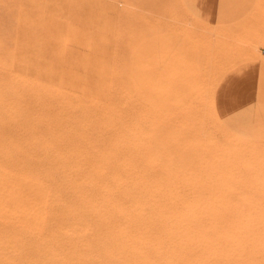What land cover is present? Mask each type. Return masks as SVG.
I'll return each instance as SVG.
<instances>
[{
	"label": "bare ground",
	"instance_id": "obj_1",
	"mask_svg": "<svg viewBox=\"0 0 264 264\" xmlns=\"http://www.w3.org/2000/svg\"><path fill=\"white\" fill-rule=\"evenodd\" d=\"M175 2L196 24L188 30L173 20L172 31L215 35L214 55L223 59L165 49L156 61L157 115L121 118L104 134H84V146H55L58 129L33 135L46 159L38 164L21 161L17 146L0 150V264H264V142L229 132L214 108L220 76L263 53L253 39L264 42V11L241 40L244 24H206ZM210 123L221 135L214 147ZM157 131L173 175L166 183L157 179Z\"/></svg>",
	"mask_w": 264,
	"mask_h": 264
},
{
	"label": "rangeland",
	"instance_id": "obj_2",
	"mask_svg": "<svg viewBox=\"0 0 264 264\" xmlns=\"http://www.w3.org/2000/svg\"><path fill=\"white\" fill-rule=\"evenodd\" d=\"M113 2L0 0V150L17 146L22 152L21 161L38 164L46 159L42 158L38 145L32 141L33 135L43 133L42 136H47L48 130L58 129L61 136L55 146H84L87 145L84 134H88V138L97 137L99 132L104 134L108 126L116 128L121 118L149 111L147 115H157V100H154L157 99L156 61L163 58L166 50L189 51L204 60L223 59L214 55L221 49V42L215 35L184 38L172 31L173 20L188 30L196 24L193 18L180 10L175 0H157V4L148 0H128L124 5L130 8L131 11L125 8L129 13L123 10L124 5ZM263 11L264 0H254L251 8L235 22L213 25L228 28L244 24L240 39L246 40ZM251 15L254 18L249 22ZM200 26L205 30L213 29L209 25ZM154 37L164 45L157 43ZM253 40L260 54L263 53L248 60L264 62V42ZM142 74L145 77L141 78ZM210 125L209 142L214 145L221 135L215 128L212 131ZM160 136V141L157 138L158 150L165 144ZM240 137L264 142V137ZM98 143H102L101 139ZM33 148L38 157L29 153ZM162 156L165 159L162 154L158 156L157 163L166 161ZM14 160L10 158L8 161ZM75 160L73 156L68 158L70 162ZM161 164L157 166V170L162 168L157 171V179L160 177L166 183L173 175L166 173L165 162ZM161 170L163 176H160ZM163 187L166 186L162 183Z\"/></svg>",
	"mask_w": 264,
	"mask_h": 264
},
{
	"label": "crops",
	"instance_id": "obj_3",
	"mask_svg": "<svg viewBox=\"0 0 264 264\" xmlns=\"http://www.w3.org/2000/svg\"><path fill=\"white\" fill-rule=\"evenodd\" d=\"M182 2L203 23L228 24L241 18L254 0ZM215 88L214 108L221 124L238 137H264V62L248 60L229 67Z\"/></svg>",
	"mask_w": 264,
	"mask_h": 264
}]
</instances>
